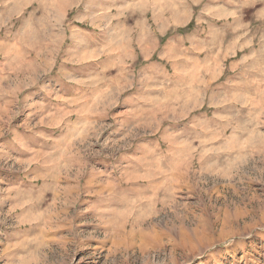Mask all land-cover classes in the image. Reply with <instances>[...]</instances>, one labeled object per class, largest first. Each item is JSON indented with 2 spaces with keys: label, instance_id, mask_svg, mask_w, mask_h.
<instances>
[{
  "label": "clouds",
  "instance_id": "clouds-1",
  "mask_svg": "<svg viewBox=\"0 0 264 264\" xmlns=\"http://www.w3.org/2000/svg\"><path fill=\"white\" fill-rule=\"evenodd\" d=\"M84 250L264 264V0H0V264Z\"/></svg>",
  "mask_w": 264,
  "mask_h": 264
},
{
  "label": "rangeland",
  "instance_id": "rangeland-1",
  "mask_svg": "<svg viewBox=\"0 0 264 264\" xmlns=\"http://www.w3.org/2000/svg\"><path fill=\"white\" fill-rule=\"evenodd\" d=\"M97 255V253H93L89 250H84L77 255V260H79L81 264H93V261H95V264H102L103 257L97 259Z\"/></svg>",
  "mask_w": 264,
  "mask_h": 264
}]
</instances>
